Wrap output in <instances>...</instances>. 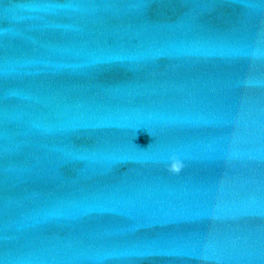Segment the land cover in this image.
<instances>
[{"label":"water","instance_id":"95a60500","mask_svg":"<svg viewBox=\"0 0 264 264\" xmlns=\"http://www.w3.org/2000/svg\"><path fill=\"white\" fill-rule=\"evenodd\" d=\"M0 264H264V0H0Z\"/></svg>","mask_w":264,"mask_h":264}]
</instances>
